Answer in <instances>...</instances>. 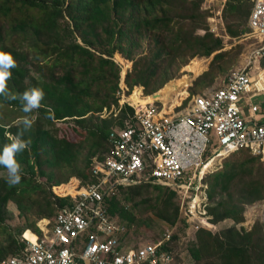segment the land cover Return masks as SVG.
<instances>
[{
  "label": "trees",
  "instance_id": "trees-1",
  "mask_svg": "<svg viewBox=\"0 0 264 264\" xmlns=\"http://www.w3.org/2000/svg\"><path fill=\"white\" fill-rule=\"evenodd\" d=\"M252 6V0H225L221 19L228 35L247 31L242 25L248 24ZM210 16L204 0H0V52L10 53L17 64L10 69L7 88L13 94L33 87L44 92L40 107L30 113L22 111L20 99L0 96V153L12 142L7 134L24 129L23 119L32 121L20 137L27 147L14 157L20 165L19 183L10 186L11 177L0 165V261L25 246L20 240L24 232L29 238L31 233L41 235L37 222L53 219L59 208L72 203L73 181H97L92 161L106 157L109 133L126 119L125 110L116 119L100 116L104 108L118 107L120 66L115 53L132 61L124 77L127 93L141 86L144 95H154L178 78L190 59L220 50L188 88L182 107L200 91L197 83L206 88L235 63L240 49L234 57L221 50L224 41L210 31ZM198 29L204 34L196 33ZM116 58L129 66L119 54ZM59 122L66 123L63 134ZM235 152L242 157L227 159L220 171L205 175L209 221L232 223L218 232L196 230L187 240L189 264H264V225L236 227L245 220L246 206L264 200V159L248 149ZM10 202L24 227L7 223ZM105 204L130 233L149 225L145 221L150 219L141 218L143 212L137 216L135 208L150 210L167 227L181 221L187 226L177 193L166 186H120L115 195L105 197ZM183 240L173 231L161 246L174 253L178 264L184 257L176 242Z\"/></svg>",
  "mask_w": 264,
  "mask_h": 264
},
{
  "label": "built area",
  "instance_id": "built-area-1",
  "mask_svg": "<svg viewBox=\"0 0 264 264\" xmlns=\"http://www.w3.org/2000/svg\"><path fill=\"white\" fill-rule=\"evenodd\" d=\"M252 1L248 27L255 39L252 59L256 60L264 56V0ZM248 66L230 70L222 86L192 95L186 106L179 104L174 112L164 111L162 99L134 102L133 90L127 93L121 74L118 107L104 108L100 116L116 119L125 110L126 119L109 133L106 157L92 161L97 181L85 185L73 181L72 203L59 208L53 219L37 222L41 235L31 233L29 238L24 232L20 240L25 246L0 264H178L174 253L161 249L171 239L172 227L155 241L128 245L124 238L130 232L108 213L105 197L115 195L120 186H166L177 193L180 216L187 229L193 227V235L201 227L212 231L217 224L209 221L206 210L205 175L241 149L264 159V122L252 117L260 106L251 105L250 118L239 107L243 94L256 82ZM241 226L236 224L238 229Z\"/></svg>",
  "mask_w": 264,
  "mask_h": 264
},
{
  "label": "rangeland",
  "instance_id": "rangeland-1",
  "mask_svg": "<svg viewBox=\"0 0 264 264\" xmlns=\"http://www.w3.org/2000/svg\"><path fill=\"white\" fill-rule=\"evenodd\" d=\"M204 6L209 7V11L211 13V16L207 19L208 27H209L210 31L212 33H214L216 36L222 37V39L224 41V46L221 50L228 51L230 53V55L232 57H234L238 53V49H240V53L238 54V56H236L237 58H236L235 63H233L232 65H229L227 71H222V72L220 71V73H218L216 75V77L213 81V83H214L217 78H219L220 76L226 75L230 69L235 68V67L239 66L240 64H242L241 61H243V60L248 61L249 60L250 54H251L250 51L255 46V39L250 35V29H249L247 23H244L242 25V27H244L247 31L244 32L243 34H241L240 36L231 37L230 35L227 34V32L225 31L224 22L221 19V14H222L221 12H222L223 5L220 2H218V0H214L213 2H209V3H206V1L204 0ZM196 33L202 35V34H204V30L198 29L196 31ZM219 51L220 50L215 51L214 53H212L208 57H204V56L203 57H194V58L190 59L187 64H189L195 58H207L208 63H207V68L205 69V70H207L209 65H210V62L213 59L214 54H216ZM116 54H119L122 59L129 62V66L127 68L124 66V64L121 62L120 59L116 58ZM113 59L120 66V75L122 74V76L124 74H126V72H128L132 67V61L126 59L120 53H115L113 55ZM186 65H183L181 67V69L179 71L180 76L178 78H174V79H179L183 75H187L189 77V79L191 80V83L193 85L197 76L199 74H201L203 71L201 73H199L198 75L194 76L193 73L187 72L183 68ZM174 79H172V80H174ZM211 85H208L207 87H209ZM202 86H203V84L201 82L197 83V89L198 90H202L201 89ZM138 87L141 89V92L143 93L142 87L141 86H138ZM134 89H135V87L133 88V90ZM190 89H192L191 86H190ZM189 92H190V90H189ZM261 99H263V97L258 98L257 99L258 102ZM261 104L264 107L263 101H261ZM65 125H66L65 122H59L58 123V128L61 130L62 134L64 133L63 127ZM241 157H242V153H239V152L234 153L233 152L232 154H230L226 158H224L218 167H214V169H213L214 171H212V174L220 171L222 169L223 163L227 159H238ZM64 197H67V196H64ZM8 209L12 214V218L7 220V223H9L13 228L17 227V225H19V227H21V226L24 227L23 221L21 218L18 217L16 207L12 202H10L8 204ZM133 211L137 214V216L139 213L143 212V214L140 215V217L143 219L149 218L150 220L145 221V222H148L149 225H143V226L139 227L138 231H135L134 233H132V232L129 233L130 235L128 234V236H126V243L128 245H131V246H138L139 244L151 241L154 238H160L161 234L164 232L167 225L162 220L155 217L154 214L150 210L144 211L143 209L135 208ZM244 217H245V220L239 224L245 226L246 229H250L251 226L255 222H260L264 225V200L257 201L251 205L246 206L245 212H244ZM182 219H184V218H182ZM231 223H232L231 221L221 222V223L215 225L214 228H212V232H218L221 229L226 228L227 226L231 225ZM187 226H188V224H187ZM187 226L185 228L184 223L181 221L177 224V226L175 228H173V231L175 232V234L178 235V237L185 238L183 240V242H181V243L176 242L177 248L179 250H181L182 256L184 257V263L185 264L190 263V259H188L189 256L186 252V247L188 245L187 240L192 239V237L194 236L193 235V227H191L192 229H187Z\"/></svg>",
  "mask_w": 264,
  "mask_h": 264
},
{
  "label": "clouds",
  "instance_id": "clouds-1",
  "mask_svg": "<svg viewBox=\"0 0 264 264\" xmlns=\"http://www.w3.org/2000/svg\"><path fill=\"white\" fill-rule=\"evenodd\" d=\"M17 66L16 61L10 53L0 52V96H4L6 99H20L22 104V111L30 113L34 109L40 107V101L44 97V92L39 88L26 89L23 93L13 94L7 88V81L11 78L10 69ZM24 129L18 130L15 136L11 133L7 135L11 139L10 144H6L3 148V152L0 153V165H3L11 177L9 185H15L19 183L21 177L19 174L20 165L15 160V154L22 152L27 147V141L21 140L20 137L32 126V121L25 118L22 120Z\"/></svg>",
  "mask_w": 264,
  "mask_h": 264
},
{
  "label": "crops",
  "instance_id": "crops-1",
  "mask_svg": "<svg viewBox=\"0 0 264 264\" xmlns=\"http://www.w3.org/2000/svg\"><path fill=\"white\" fill-rule=\"evenodd\" d=\"M218 2H220L223 5L224 2H225V0H218ZM255 46H256V44H255ZM255 46L250 51L251 54H250L249 60L248 61H246V60L245 61L244 60L241 61L242 64H240L239 66H237L235 68H232V69H240V68H244L245 66L249 65L248 68H247V70H249L251 72L252 77H256V80H255L256 82L255 83L253 82L251 84V86L247 89V91L245 92V94H243V96H242V98H241V100L239 102V107H240V110H241L242 115L245 116V117H247V118H250V114H251L250 107H251V105L255 104V105L260 106L259 110L257 112H255L252 115V117L254 118V120L256 122H264V109H262L263 106L261 104V101H263V104H264V91H263L264 90V86L262 88H260L257 85V81H259L261 79V76L264 79V56H261V57H259L256 60H253L252 59L253 58L252 57V51L255 48ZM195 60H202L203 61V63L201 64V66H203V70L202 71H204L207 68V63H208V59L207 58H195ZM187 72H190V71H187ZM190 73H193V72H190ZM228 73H229V71H228ZM198 74H194V76L195 75H198ZM227 74L226 75H223V76H220L219 78H217L215 80V82L211 86L206 87V88H203L202 90H200L199 92H197V94L210 93L214 89L219 88L224 83V81H225V79L227 77ZM189 81H190L189 85L185 87V90L187 91V95L180 96L179 97V100H177L176 103H173L172 100H171V98L170 99H166L164 101V111L174 112L175 110H177V109L180 108V107H178V105L179 104L182 105V102L184 100H186V98L189 96L188 88L190 86H192V83H191V80L190 79H189ZM148 96H150V95H144L143 97H148ZM262 97H263V99H261L258 102L257 99L258 98H262ZM169 106H170V109H169ZM224 222H227V221H224ZM124 240L126 241V237L124 238Z\"/></svg>",
  "mask_w": 264,
  "mask_h": 264
},
{
  "label": "bare ground",
  "instance_id": "bare-ground-1",
  "mask_svg": "<svg viewBox=\"0 0 264 264\" xmlns=\"http://www.w3.org/2000/svg\"><path fill=\"white\" fill-rule=\"evenodd\" d=\"M202 60L193 59L189 64L184 66L183 68L187 71L193 72L194 74H198L203 70ZM190 83L187 75H183L179 79H174L171 82L167 83L165 87H163L159 92L154 95H150L148 97H141V89L139 87L135 88L133 93L130 95V99L134 102H140L142 105L145 102L152 101L153 99H170L173 103H176L179 100L180 96H185L186 91L185 87ZM258 87L262 88L264 86V79L261 76V79L257 81ZM257 87V86H256ZM180 95V96H179ZM170 109V106H169Z\"/></svg>",
  "mask_w": 264,
  "mask_h": 264
},
{
  "label": "water",
  "instance_id": "water-1",
  "mask_svg": "<svg viewBox=\"0 0 264 264\" xmlns=\"http://www.w3.org/2000/svg\"><path fill=\"white\" fill-rule=\"evenodd\" d=\"M253 80V79H252ZM153 94H155V93H153Z\"/></svg>",
  "mask_w": 264,
  "mask_h": 264
}]
</instances>
